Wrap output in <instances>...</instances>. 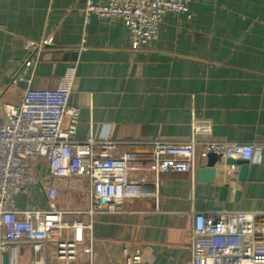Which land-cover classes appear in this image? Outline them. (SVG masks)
<instances>
[{"label":"crops","instance_id":"0c3cea01","mask_svg":"<svg viewBox=\"0 0 264 264\" xmlns=\"http://www.w3.org/2000/svg\"><path fill=\"white\" fill-rule=\"evenodd\" d=\"M85 4L0 0V121L27 87L53 88L76 64L70 104L80 107L78 141L91 129L109 134L114 155L147 151L158 139L185 142L195 111L211 121L213 136L255 144L243 177L223 156L212 182L183 171L134 172L158 197L133 198L125 212L98 216L95 264H119L125 244L142 247L143 264H189L194 210H264V0H192L191 16L168 12L158 38L138 49L121 18L86 22ZM44 38L51 41L25 66L27 40ZM38 168L48 175L44 164ZM48 178L61 188L60 205L86 203V178ZM16 205L49 207L39 184L17 194ZM33 256L29 242L19 244L20 264Z\"/></svg>","mask_w":264,"mask_h":264},{"label":"built area","instance_id":"2783aa9c","mask_svg":"<svg viewBox=\"0 0 264 264\" xmlns=\"http://www.w3.org/2000/svg\"><path fill=\"white\" fill-rule=\"evenodd\" d=\"M191 2L86 0L84 14L86 22L92 16L121 18L132 33L133 48L138 49L158 38L168 12L191 16ZM50 41L27 40L25 66L32 65L36 51ZM77 74V65L69 64L55 87H27L19 103L5 105L0 121V264H20L18 246L25 241L34 251L28 264H95L98 216L125 212V204L133 198L159 195L157 187L134 181L132 173L148 171L158 177L183 171L195 178L211 153L249 162L256 159L255 144L213 136L211 121L195 111L192 133L185 142L158 139L147 151L114 155L115 140L109 134L91 129L78 141L80 107L70 104ZM38 164L45 165L48 175L41 176ZM47 176L86 178V203L60 205L61 188ZM34 184L41 186L49 207L19 210L17 194ZM189 246V264H264V210H194ZM121 249L119 264H143L141 246L125 244Z\"/></svg>","mask_w":264,"mask_h":264},{"label":"water","instance_id":"95a60500","mask_svg":"<svg viewBox=\"0 0 264 264\" xmlns=\"http://www.w3.org/2000/svg\"><path fill=\"white\" fill-rule=\"evenodd\" d=\"M220 157L221 156L216 153H211L209 155L207 165L198 168V171H197L198 178L203 179L208 182L214 181L216 173H217V164L218 162H220ZM226 162L230 164L239 165L241 177L245 175L248 165H249L248 160H241V159H234V158H227Z\"/></svg>","mask_w":264,"mask_h":264}]
</instances>
